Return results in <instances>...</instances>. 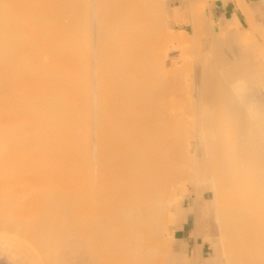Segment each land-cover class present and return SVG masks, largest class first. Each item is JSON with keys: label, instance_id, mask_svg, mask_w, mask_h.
Listing matches in <instances>:
<instances>
[{"label": "bare ground", "instance_id": "obj_1", "mask_svg": "<svg viewBox=\"0 0 264 264\" xmlns=\"http://www.w3.org/2000/svg\"><path fill=\"white\" fill-rule=\"evenodd\" d=\"M170 1L0 0V264H264V22Z\"/></svg>", "mask_w": 264, "mask_h": 264}, {"label": "crops", "instance_id": "obj_2", "mask_svg": "<svg viewBox=\"0 0 264 264\" xmlns=\"http://www.w3.org/2000/svg\"><path fill=\"white\" fill-rule=\"evenodd\" d=\"M263 1L264 0H211L207 8L208 18L214 22L217 29L222 26H230L235 31L239 30L241 32H246L249 29V13L254 14L253 17L257 23L262 24L264 22L262 10ZM172 25L178 26L179 24L174 22ZM177 31L184 32L185 30L181 27V29L178 28ZM190 204H193V201H186V207ZM194 230V218L190 216L188 220L181 225L180 229L177 230L176 237H178H175V242L187 248L190 258L194 259V261L199 260L204 262L210 257V245L208 242H204L202 237H195L193 234ZM181 240L182 242H180ZM196 249L199 251L203 250V255L199 252L200 255L197 258L198 255L196 256L195 254Z\"/></svg>", "mask_w": 264, "mask_h": 264}, {"label": "rangeland", "instance_id": "obj_3", "mask_svg": "<svg viewBox=\"0 0 264 264\" xmlns=\"http://www.w3.org/2000/svg\"><path fill=\"white\" fill-rule=\"evenodd\" d=\"M170 4H171V6H173V7H178L179 6V1L178 0H171L170 1ZM206 18L208 19V14L206 15ZM172 27L170 28V30H171V32H175V34H180L181 32H178L177 31V29L178 28H180V27H182L184 30H185V32H187V34H188V36H190L191 35V32H192V29H191V25L189 24V23H185V22H183L182 24H180L179 25V27L178 26H176V25H171ZM178 27V28H177ZM214 28H215V30H217V28L215 27V25H214ZM183 33V32H182ZM198 48H197V50H196V48L195 47H193L192 49H194V51L193 52H195L196 53V55L197 54H206L208 51H210V49H209V46H207V45H205L203 42L201 43V44H198V46H197ZM191 49V50H192ZM191 50H189L190 52H191ZM197 52H196V51ZM191 53V54H195V53ZM190 54V55H191ZM196 55H195V57H196ZM173 56L174 57H178L179 56V53H177V52H174L173 53ZM191 57H194V56H191ZM189 55H185L184 56V60L186 61V63L188 62V61H191V58ZM195 57L193 58V61L195 60ZM193 61H191V62H193ZM188 67V66H187ZM188 69H189V67H188ZM192 72V71H191ZM190 72V75H193L192 73Z\"/></svg>", "mask_w": 264, "mask_h": 264}]
</instances>
